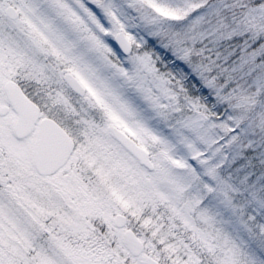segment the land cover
<instances>
[{
    "label": "snow or ice",
    "instance_id": "obj_1",
    "mask_svg": "<svg viewBox=\"0 0 264 264\" xmlns=\"http://www.w3.org/2000/svg\"><path fill=\"white\" fill-rule=\"evenodd\" d=\"M0 264H264V0H0Z\"/></svg>",
    "mask_w": 264,
    "mask_h": 264
}]
</instances>
